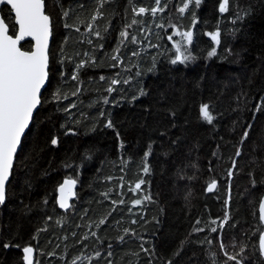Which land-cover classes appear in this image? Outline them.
I'll return each instance as SVG.
<instances>
[{"label":"trees","instance_id":"trees-1","mask_svg":"<svg viewBox=\"0 0 264 264\" xmlns=\"http://www.w3.org/2000/svg\"><path fill=\"white\" fill-rule=\"evenodd\" d=\"M222 2L44 0L48 81L0 205V264L25 247L32 264H264V0ZM177 47L191 58L173 64Z\"/></svg>","mask_w":264,"mask_h":264},{"label":"snow or ice","instance_id":"snow-or-ice-1","mask_svg":"<svg viewBox=\"0 0 264 264\" xmlns=\"http://www.w3.org/2000/svg\"><path fill=\"white\" fill-rule=\"evenodd\" d=\"M10 5L14 12L15 24L19 26V35L13 38L9 35V26L0 18V204H3L6 199V182L9 180L10 172L13 168L14 154L17 152V147L21 143V135L29 126L30 119L33 115V110L41 103L40 91L42 85L48 76V40L50 35V17L43 11V0H0V3ZM157 5L160 0H156ZM199 4L200 0H196ZM227 0H223L220 5V11L226 10ZM188 7L185 3L184 7L179 11L183 13ZM157 8L151 11L153 14L157 12ZM139 14L145 12L144 8L138 10ZM67 15V13H65ZM96 17H93L95 20ZM195 20L193 24H195ZM133 23H136L134 20ZM67 27V25H66ZM91 29V25H88ZM77 31L79 29L77 28ZM99 35V33H97ZM127 32H122L121 36L126 37ZM191 43L193 33L186 31L182 34ZM213 41L219 43V33L214 32L209 34ZM25 36H31L35 41V48L32 51H21L17 46L19 41ZM135 40V37H132ZM209 57L215 55V49L208 53ZM191 58L190 55H185L179 47H177V55L172 63L178 61L183 63ZM114 59H116L114 57ZM75 79V77H73ZM103 79V77H101ZM113 84L118 81L113 80ZM111 92L112 89L110 88ZM107 102V101H105ZM261 106H258V109ZM201 117L211 123L213 116L210 114L209 106L204 104L200 107ZM107 127H112L109 122ZM245 132V138L247 137ZM56 139L52 140V144H56ZM239 155V152H237ZM147 172L148 168L145 167ZM75 184L73 180H65L60 186L61 208L68 207L66 189ZM216 187L215 182L208 185V191L211 192ZM140 188V184L136 185ZM140 203L139 200L136 201ZM261 211L264 212V202L260 205ZM261 220H264V215H261ZM104 221H101L103 223ZM215 231V229H213ZM223 248V245H221ZM260 249L264 253V235L260 236ZM25 261L30 260L32 248L25 247L23 249ZM232 260L235 257L229 256ZM75 264V261L73 262ZM239 264V261L237 262Z\"/></svg>","mask_w":264,"mask_h":264},{"label":"water","instance_id":"water-1","mask_svg":"<svg viewBox=\"0 0 264 264\" xmlns=\"http://www.w3.org/2000/svg\"><path fill=\"white\" fill-rule=\"evenodd\" d=\"M43 4H44L43 11H44V13H45V3H44V0H43ZM4 6L7 7V8L10 10L11 15H12V17H13V24H14V26L16 27V32H15V35L13 36V38H15L16 35H19V26L15 24L14 12H12L10 5L7 4L6 2H5V3H0V8H1V7H4ZM45 14H46V13H45ZM0 18H2L1 15H0ZM5 24H6V23H5ZM9 35H10V34H9ZM26 42H28V43L31 44V48H30L29 51L34 50V48H35V44H36V41H35L31 36H25L22 40L19 41V43H18L17 46L20 48V50H21V51H25V50H22L21 45L24 44V43H26ZM50 43H51V26H50V35H49V40H48V49H47V52H48V58H49V47H50ZM48 67H49V61H48ZM47 81H48V76H47V78H46V80H45L44 85H42V87H41V91H40V94H39L40 96H41L42 91H43L44 88L46 87ZM39 105H40V104H39ZM39 105L37 106L36 109L33 110V115H34V113L36 112V110L39 108ZM33 115H32V118H33ZM32 118L30 119L29 126H30V124H31ZM29 126L25 129L24 133L21 135V141H22V138L24 137L25 133L27 132ZM20 145H21V143H20V144L18 145V147H17V152H18L19 149H20ZM17 152L14 154V159H15V156H16ZM10 176H11V172H10ZM10 176H9V179H10ZM66 180H70V179H66ZM64 181H65V180H64ZM64 181L59 185V187H58V189H57V195H56V203H57V206H58L59 210H61V211H66L67 209H69V207H70V203H71V201H72V200L74 199V197H75V194H76V188H77L76 183H75V184H73V185H70V186L66 189V193H65V195H66V197H67L68 207H66V208H61L60 205H59V200H60V196H61L59 189H60V186L64 184ZM8 182H9V180L6 182V188H7V184H8ZM215 185H216V184H215ZM207 189H208V187H207ZM214 189H215V188H214ZM214 189H213V190H214ZM213 190H212V191H213ZM212 191H211V192H212ZM207 192H209V191L207 190ZM209 193H210V192H209ZM262 202H264V194H263L262 197L260 198V201H259V204H258V218H259V221H260V223H261V225H262V228H263L262 232H261L260 235H259L258 247H259V251H260L261 257H262V259H263V261H264V253H262V252H261V249H260V236H261V235H264V220H261V218H260L261 215H264V212L261 211V207H260V205H261ZM0 205H2V204H0ZM22 253H23V261H24V264H32L33 257H34V252H33V250H32V254H31V256H30V260H29V261H25V259H24V256H25L24 251H22ZM82 257H84V256H82ZM82 257L77 258V259L75 260V263H77L78 261H80V259H81Z\"/></svg>","mask_w":264,"mask_h":264},{"label":"flooded vegetation","instance_id":"flooded-vegetation-1","mask_svg":"<svg viewBox=\"0 0 264 264\" xmlns=\"http://www.w3.org/2000/svg\"><path fill=\"white\" fill-rule=\"evenodd\" d=\"M1 8H2V7H1ZM1 8H0V9H1Z\"/></svg>","mask_w":264,"mask_h":264}]
</instances>
